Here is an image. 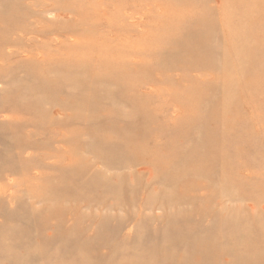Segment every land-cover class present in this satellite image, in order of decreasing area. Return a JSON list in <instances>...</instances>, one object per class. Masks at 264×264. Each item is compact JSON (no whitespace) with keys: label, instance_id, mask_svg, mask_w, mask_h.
I'll list each match as a JSON object with an SVG mask.
<instances>
[{"label":"rangeland","instance_id":"1","mask_svg":"<svg viewBox=\"0 0 264 264\" xmlns=\"http://www.w3.org/2000/svg\"><path fill=\"white\" fill-rule=\"evenodd\" d=\"M0 264H264V0H0Z\"/></svg>","mask_w":264,"mask_h":264},{"label":"bare ground","instance_id":"2","mask_svg":"<svg viewBox=\"0 0 264 264\" xmlns=\"http://www.w3.org/2000/svg\"><path fill=\"white\" fill-rule=\"evenodd\" d=\"M18 233H20V231ZM19 236H20V234H18V238H19ZM209 243H210V240H208V239L198 240L196 242L194 249H193V251L196 253V256H195L196 261H201L203 259H207V254H208V256L213 254V257H217L219 255L218 251L216 252V251H212L210 249Z\"/></svg>","mask_w":264,"mask_h":264}]
</instances>
